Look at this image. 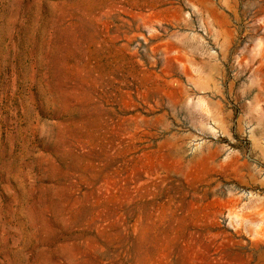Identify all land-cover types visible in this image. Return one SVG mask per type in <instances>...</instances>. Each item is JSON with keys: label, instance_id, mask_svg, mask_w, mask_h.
I'll use <instances>...</instances> for the list:
<instances>
[{"label": "rangeland", "instance_id": "rangeland-1", "mask_svg": "<svg viewBox=\"0 0 264 264\" xmlns=\"http://www.w3.org/2000/svg\"><path fill=\"white\" fill-rule=\"evenodd\" d=\"M0 264H264V0H0Z\"/></svg>", "mask_w": 264, "mask_h": 264}, {"label": "bare ground", "instance_id": "bare-ground-1", "mask_svg": "<svg viewBox=\"0 0 264 264\" xmlns=\"http://www.w3.org/2000/svg\"><path fill=\"white\" fill-rule=\"evenodd\" d=\"M202 87V86H201ZM204 88V87H203ZM207 90V89H206ZM203 91V90H202ZM189 95V94H188ZM187 96V95H186ZM206 99V98H205ZM189 100V99H188ZM203 104V103H202ZM213 104V103H212ZM207 110L209 109V106H207V105H205L204 106ZM215 108H216V104H215ZM215 110V109H214ZM215 114V113H214ZM220 115H222V114H220ZM219 115V116H220ZM209 116H211V115H209ZM202 119V118H201ZM221 119V118H220ZM207 120V119H206ZM221 122V121H220ZM206 123V122H205ZM216 125V124H215ZM224 125V124H223ZM225 126H226V124H225ZM224 127V126H223ZM221 130V129H220Z\"/></svg>", "mask_w": 264, "mask_h": 264}]
</instances>
